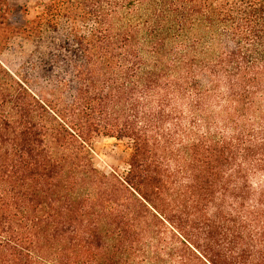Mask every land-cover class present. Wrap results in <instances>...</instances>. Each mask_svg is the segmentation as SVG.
I'll use <instances>...</instances> for the list:
<instances>
[{
    "label": "trees",
    "instance_id": "trees-1",
    "mask_svg": "<svg viewBox=\"0 0 264 264\" xmlns=\"http://www.w3.org/2000/svg\"><path fill=\"white\" fill-rule=\"evenodd\" d=\"M0 264H264V0H0Z\"/></svg>",
    "mask_w": 264,
    "mask_h": 264
},
{
    "label": "rangeland",
    "instance_id": "rangeland-1",
    "mask_svg": "<svg viewBox=\"0 0 264 264\" xmlns=\"http://www.w3.org/2000/svg\"><path fill=\"white\" fill-rule=\"evenodd\" d=\"M15 1L32 5L34 2L39 0ZM30 48L29 44H25L23 48L17 49L13 52H11V50L2 51L1 55L9 62H14L17 55H24ZM90 149L92 160L95 166H97L100 170L104 172H110L113 170L122 172L127 168L130 147L125 140L117 139L111 136H95L90 143Z\"/></svg>",
    "mask_w": 264,
    "mask_h": 264
}]
</instances>
